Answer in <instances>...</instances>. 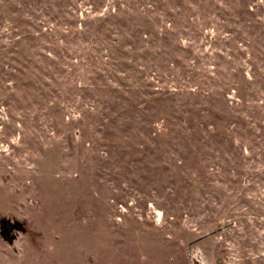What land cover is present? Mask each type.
Segmentation results:
<instances>
[{
  "label": "rangeland",
  "instance_id": "1",
  "mask_svg": "<svg viewBox=\"0 0 264 264\" xmlns=\"http://www.w3.org/2000/svg\"><path fill=\"white\" fill-rule=\"evenodd\" d=\"M0 264H264V0H0Z\"/></svg>",
  "mask_w": 264,
  "mask_h": 264
},
{
  "label": "water",
  "instance_id": "2",
  "mask_svg": "<svg viewBox=\"0 0 264 264\" xmlns=\"http://www.w3.org/2000/svg\"><path fill=\"white\" fill-rule=\"evenodd\" d=\"M16 230L26 232L27 228L25 224L20 220L10 219L7 217H3L0 219V234L5 240L13 243L17 237V234H15Z\"/></svg>",
  "mask_w": 264,
  "mask_h": 264
}]
</instances>
